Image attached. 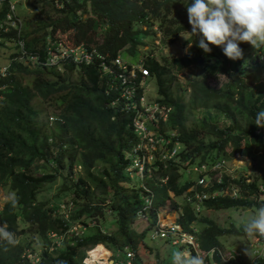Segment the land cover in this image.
<instances>
[{
  "label": "trees",
  "instance_id": "obj_1",
  "mask_svg": "<svg viewBox=\"0 0 264 264\" xmlns=\"http://www.w3.org/2000/svg\"><path fill=\"white\" fill-rule=\"evenodd\" d=\"M26 1L16 2V6L26 5L25 9L18 6L16 14L23 15L21 33L28 50L37 58H31L29 64L12 60L11 54L10 72L1 80L6 86L0 99V185L11 190L12 197L0 209V225L4 224L14 235L35 232L43 247L38 260L32 262L24 254L23 242L11 246L0 241V264H84L86 248L98 242L112 250L126 245L137 250L149 225L141 231L133 226L146 191L132 182L126 169L140 138L132 123L135 109L124 107L127 98L121 96L119 79L102 73L96 62L76 63L64 58L58 61L64 70L56 69V64L43 63L49 49L47 37L60 39L54 34L57 28L70 29L73 44L82 43L88 49L96 46L108 57L125 50L140 62L139 46L155 31L154 26L162 30L164 37L172 38L191 29L185 5L191 0H49L55 15L48 13L38 28H31V22L37 19L24 23ZM7 10L5 0L0 7L1 20ZM11 28L0 29V44L14 38L15 30ZM197 43L189 52L177 55L162 54L156 58L152 52L141 54L149 75L139 74L138 79L146 83L153 77L155 100L170 106L158 127L161 131L175 129L182 146L178 161L157 160L146 176L156 206H163L168 198L177 205L170 190L185 197V189L193 182L184 174L182 164L186 159L206 164L236 157L256 159L259 166L264 162V129L254 123L256 113L264 109V63L260 60L255 83L250 84L252 65L244 64L245 56L231 60L215 45H210L212 51L206 54ZM249 45L240 44L244 55ZM260 54L262 51L255 54L253 61L259 60ZM189 65L194 69L179 78L182 69ZM221 75L224 78L220 80ZM136 89L141 92L138 85ZM138 97L134 94L131 102H139ZM221 119L224 123L219 122ZM259 168L261 175H255L248 183L242 176L237 179L224 173L222 183H215L213 188L237 182L246 195L208 197L205 205L213 209L259 206L261 200L254 196L258 194L257 180H264V166ZM53 182L59 184L52 196L55 202L50 203L51 198L39 200L37 192ZM60 198L70 205L69 218L56 211ZM107 214L113 215L115 223L109 230L95 221L100 218L98 215L105 218ZM150 216L155 218L154 209ZM88 219L95 221L88 225V232L65 236L60 247L52 243L55 246L50 248V231L65 234L70 222L87 224ZM178 221L185 229L197 227L199 246L204 249L221 243L222 234H243L234 223L221 225L204 212L195 211L186 201ZM155 264L171 262L162 260ZM253 264L264 263L256 260Z\"/></svg>",
  "mask_w": 264,
  "mask_h": 264
},
{
  "label": "built area",
  "instance_id": "obj_2",
  "mask_svg": "<svg viewBox=\"0 0 264 264\" xmlns=\"http://www.w3.org/2000/svg\"><path fill=\"white\" fill-rule=\"evenodd\" d=\"M3 1L5 0H0V6L2 5ZM7 1L9 10L6 11V17H4V19L11 25H17L20 21L19 16L16 15V2L18 0ZM48 41L49 49L46 54V60H44L43 63L57 64L58 61L64 58H70L74 62H91L95 61L96 55H98L97 60L99 63L102 66L107 67L105 57L101 53L97 52L94 47L88 49L82 43L77 45H67L66 43L60 42V39L54 40L51 38L48 39ZM51 53L56 54L54 58H51ZM32 57L37 58V54H33ZM143 71L145 72L146 70L144 69ZM8 73V65L0 66V79L5 77ZM129 81L130 79H127L126 77L122 78V84H124V86H122L121 95L127 98V100L124 102L125 107L135 109L133 122L135 129L140 135L139 141L133 148V162L130 164V166L134 170H138V167L141 168V171L144 172V177L149 174L148 172L152 169V165L154 167L157 160L166 162L167 160L172 159L173 161H178V153L182 146L179 140L176 138L177 131L175 129L161 131L158 127L160 118L165 119L167 117L170 106L159 103L155 99L149 100L143 94L139 95V102L137 99H134V101L131 102L130 99L136 93L134 92V87L129 85ZM3 87L4 85L0 87V97L2 95L1 89H3ZM227 161V159H223L206 164L205 161L191 163L189 159H186L183 162V170L186 172L187 177L193 180L191 185L188 186L186 188L187 190L184 192V200L189 202L195 211L201 212L204 208L207 209V207H205V199L208 197L213 198L219 194L233 197H242L246 195L243 193L241 185L237 182H229L225 184V186L213 188L215 183H222L223 174L225 172H232L233 170L231 168L236 167L235 159L232 162V165L227 164ZM143 177L140 179L142 180ZM165 178L166 177H163V179ZM250 181L246 182L248 183ZM139 186H142L146 192L144 194V203L138 210V214L141 217L147 218L146 210L148 209H154L155 213L157 211L158 214L159 211L157 208L159 206L154 204V192L151 187H149L146 182L145 184L140 183ZM256 189L258 194H255L254 198L258 200L264 199V180L262 178L257 180ZM146 197H148V200ZM150 231L152 236L163 237L168 239L171 243L191 245L194 252H199L206 257L207 264H223L221 259L222 256L233 257L228 259L225 264L254 263L251 259L244 255L243 249L246 247V245L241 244V242L234 243L233 241L228 242L227 244H214L207 249H204L199 246L195 232L185 229L182 224L177 221L164 223L159 221V218L156 215V221L151 226ZM49 236L52 237V243L60 245V241L64 234L50 232ZM254 244L257 252L264 251V241L254 238ZM54 246L55 245L52 244V247ZM27 255L30 256V253H27ZM36 259L37 257L35 259L31 258V261H35ZM257 260H260L264 263V260H261L259 257ZM84 261L85 264H139L136 261L134 250L130 248L124 252L119 250L109 251L106 257H98L95 259H92L91 256L87 255L84 257Z\"/></svg>",
  "mask_w": 264,
  "mask_h": 264
},
{
  "label": "clouds",
  "instance_id": "obj_3",
  "mask_svg": "<svg viewBox=\"0 0 264 264\" xmlns=\"http://www.w3.org/2000/svg\"><path fill=\"white\" fill-rule=\"evenodd\" d=\"M57 3H59L58 0H57ZM185 5L187 8L188 22L191 25V31H187L188 35H185L184 33H180V35L182 38H184L185 40L189 42L187 45V48L185 49L186 52H189L193 43H197V40H198L197 46L203 49V51L206 54L211 53L212 51V47L210 45H215L217 47H221L224 55L227 58L234 60V61L243 59L244 57V51L240 47V44L242 42L250 43V45L256 50L257 53L261 52V50L264 49V0H191L190 3L185 4ZM17 8L18 7L16 6V9ZM21 24H22L21 18L17 25H11L8 22H6L5 19H2V20L0 19V29L9 30V28L11 27H12L11 29L13 30L18 29L15 31L14 36H13L14 38L12 39L16 47L15 52L11 56L12 60L13 59L23 60L20 57V55H23V53L25 52H29L31 53V56H26L28 58V62L26 63L30 64V59L33 58L32 55L35 53L32 52L31 50H28L26 43H24V37H21L20 35L22 31ZM19 27H20V31H19ZM191 36L196 37L195 42H192V40L190 39ZM92 47H94L97 52L101 53L105 57V60L107 62L106 64L107 67H104L99 63V61L97 60L98 55H96V59L94 62H96V64L101 68L102 73L112 74L113 76L117 77V79H119V86L121 88V93H122V86H124V84H122V78L126 77L127 79H130L129 85L134 87V92L139 95L143 94L147 98L146 95L148 94H147V89H146V83H144L143 80L138 79L139 74L145 75V76L149 75L148 68L144 66L141 55H140L141 58H139L140 59V62H139V60H134V57H132V55L129 52H127L128 57H130L131 59L135 61V63H133L130 60L124 58L120 51L116 53L115 55L108 57L104 52L99 50L96 46H92ZM20 50H22L21 53H20ZM9 62H10V59L7 65H9ZM85 63L90 64L92 63V61L85 62ZM49 65H53V64H49ZM60 66L62 68L63 63H57L56 69H58V67ZM144 69L146 70L145 72L143 71ZM3 78L4 77L0 79V83ZM5 83L7 84L6 81ZM1 84L4 85V87L3 89H1L2 95L0 99L3 98L4 96V90H5L4 88L6 86L4 82H2ZM137 85L141 89L140 93H138L136 89ZM150 99H155V96L154 97L150 96ZM125 108L130 109L127 107ZM134 115H135V111L133 112V120H134ZM132 123L134 125L133 121ZM254 123L258 127L264 128V109L256 113V116L254 118ZM134 129H135V125H134ZM130 156H131V162H130L131 164L133 162V155L130 154ZM231 159H237V158H231ZM130 164L128 166H130ZM225 173H228L229 175H231L232 178H237V179L243 178V177L241 178L240 175H234L232 172H225ZM136 185H139V184H136ZM11 203L13 206H15V203H16L15 199L11 200ZM143 203L144 202H142V205ZM205 207L211 208L206 205ZM69 209H70V205H68L65 201H63L58 204L56 211L62 214L65 218H69V215H70ZM204 209L202 211L204 213L210 210L209 209L205 211ZM150 210L151 209L146 210L147 218L141 217L137 211V216L135 219V221L136 220L139 221V219H142L143 222H144V219H147L149 223L145 227L149 225L148 227L149 230L151 226L153 225V223L156 221V216L153 220L151 219ZM151 221L153 222L150 224ZM76 223L80 224L76 226V229H80L79 231L73 230V227L76 225ZM88 225L90 224L89 223L82 224L79 221L70 222L69 226L67 227L68 231L64 234L63 237L65 236L67 237L69 235H82L85 233V231L82 228L83 227L88 228ZM145 227H143V229ZM193 227L194 228L192 229V231H194L196 234L197 227L196 226H193ZM237 228L242 231L244 237L246 238V241H241V243L246 245V247H244L243 249L244 255H246L253 262H255L258 257L261 260H264V251L257 252L255 248V244H254V238H258L261 241H264V199H262L259 202V207L256 211V214L251 219L243 223L242 225H237ZM50 232H56V231H50ZM49 233H48V236H49ZM150 236L156 237V236H152L151 234ZM49 237L51 239L50 248H53L52 247V237L51 236ZM196 238H197V235H196ZM0 241L5 242L7 245H11V246H15L17 243L14 233L7 230L6 226H0ZM98 243H102V242H98ZM227 243L228 242L225 243L224 241H221V243L219 244H227ZM61 245H62V242L60 241V245L58 246L60 247ZM181 245H187V244H181ZM104 246L108 248V251H118L119 250L121 252H124L129 248L133 249L127 245L124 246V248L122 249L118 248L117 250H112L111 248L107 247L105 244ZM188 246L190 248V254L185 253L183 251L173 252L171 264H207L205 256H203L199 252H194L193 247L191 245H188ZM133 250L135 252V257L137 261V258H139L138 251L135 249ZM24 254L27 255V252L24 251ZM28 257L31 261L32 257L30 256ZM38 258H39V255L37 256V259L35 261H37ZM231 258L233 257L232 256H228V257L222 256L221 257L223 264H225V262ZM35 261H32V262H35ZM144 264H149V263L144 262Z\"/></svg>",
  "mask_w": 264,
  "mask_h": 264
},
{
  "label": "rangeland",
  "instance_id": "obj_4",
  "mask_svg": "<svg viewBox=\"0 0 264 264\" xmlns=\"http://www.w3.org/2000/svg\"><path fill=\"white\" fill-rule=\"evenodd\" d=\"M26 2L28 5V8H27V11L23 10V11H26V14L24 15V18H25L24 23H25V21H27L29 19H37V21H36L37 24H36V22H34V23H33V21L31 22V24H32L31 28L35 27V25H36V28H38L41 20L43 18H46L48 16V13L51 16L55 15L52 11V5H51L52 2L51 1L49 2V0H27ZM55 2H57V0H55ZM30 4H33L34 6L33 5L30 6ZM18 6H20L22 9L26 8V5L17 4V7ZM16 12L19 13V10L16 9ZM19 16L22 20L23 15H19ZM156 27L157 26H154L153 29H155V31H152L151 33H149L144 38L143 44H141L139 46V54L140 55L144 54V53L152 52L153 56H155L156 58H160V56L162 54L177 55L179 53L185 52V49L187 48V45L189 42H185V39L181 37L180 33H184L185 35H188L187 31H191V29L181 31L174 38H172V37H164L162 30H160L159 28H156ZM49 28L51 29L52 27L50 26ZM16 30H18V29H15V31ZM12 31H14V30H12ZM19 31H20V27H19ZM54 34H56L57 37L60 38V42L66 43L67 45L73 44V38L71 35L72 32L70 29L67 31H62L61 29L57 28V31H55ZM20 35H21V37H23L22 33ZM194 38H196V37L195 36L190 37L191 40H194ZM48 39H51V38L47 37V40ZM22 42H23V40H22ZM25 42H26V40L24 39V43ZM73 45H77V44H73ZM15 48L16 47H15L14 41L12 39H5L3 41V43L0 44V66L7 65L9 58H10V55L15 52ZM246 51L247 52L244 55L246 62L244 64H246V65L251 64L252 65V71L249 70V72H250L249 78H251V80H252V82L250 81V84H251L253 82L255 83V78H256V75L258 72L257 69L259 68L260 60H262V64L264 63V49L261 50L262 51V54H260L261 58H259V60L256 58L255 61H253V59H254L253 57L257 53L256 50L251 45H249V48ZM121 54L124 58L135 63V61L133 59L128 57V54L125 50H122ZM55 55H56L55 53H51V58H54ZM20 57L25 62H28V58L26 56L20 55ZM58 69L64 70L63 67L61 68V66L58 67ZM191 69H194L193 65H189V66H186L185 68H183L182 72L179 73V76H180L179 78L182 79L186 75H189V72H191ZM74 71H76V70H74ZM262 73H264V70L261 71V74ZM75 75H76V73L74 72L72 76L75 77ZM219 77H220V80L224 78L223 75H221ZM263 77H264V75L262 76V79L264 80ZM1 86H2V84H0V87ZM146 89H147L148 96L154 97L157 94L156 82H155V79L153 77L147 79ZM219 122L224 123V121L222 119L219 120ZM236 158H237V159H235L236 167L231 168L233 170L232 173L234 175H240L243 178H245L246 181L252 180L255 175H261L262 172H261V169L259 167L263 166L264 162H261V164L259 166V165H257L256 159L253 161L250 158L249 159H241L238 157H236ZM233 161H234V159H228L227 164L232 165ZM195 163H197V162H195ZM232 167H234V166H232ZM127 170H129V176H130V177L129 176L128 177L132 180L133 183H135V184L144 183L145 184L144 181H146L147 178H146V176L143 177L144 172L141 171V168L138 167V170L137 169L134 170L131 168V166H128ZM191 173H193V172H191ZM184 174L186 175V173H184ZM141 177H143L142 180L140 179ZM59 181L60 180H58V182ZM58 182H53V183L45 186L43 190H39L37 192V198L39 200L45 199V198H48V199L51 198L50 203H54L55 198H53L52 196L57 192V187L59 185ZM129 182L130 181L128 179V183ZM186 190L187 189H185V191ZM169 194L171 195V198L177 202V205L175 206L174 204H172L170 201V198H168V199H166V202L163 206H159L157 208L159 213L157 214V211H156V215L158 216L159 221H162L164 223L174 222V221L179 222L178 221V215L181 211L182 204L184 203L185 200H184L182 194L175 195V193L171 190L169 191ZM108 196H110V194H108ZM11 197H12V191L5 189L3 185H0V209L3 206L4 202L7 201L8 199H10ZM146 198L148 200V197H146ZM260 198H262V197H260ZM108 200H109V198H108ZM62 201H64V200L60 198L59 202H62ZM258 207L259 206L237 208L234 206H230V207H226V208L224 207V208H218V209L207 208L204 210L205 211L209 210V209L210 210L206 211L204 214L216 219L218 221V223L221 225L228 226L231 222L234 223L235 225H242L243 223H245L247 220L251 219L256 214ZM107 210L109 211V208H107ZM98 216H100V218L98 220H95V221L100 222L99 226L102 229L109 230V228L114 227L115 223H114L113 215L107 214L105 218L101 215H98ZM95 221L92 219H88L87 223H89L91 226ZM148 223H149V221L147 219H144V222L142 221V219H139V221L138 220L134 221L133 226L138 231L139 230L141 231L143 229V227H145ZM77 225H80V224L76 223V225L74 226V229H73L74 231L80 230V229H75V227ZM0 226H5V225L1 224ZM21 226H23V224H20V227ZM82 229L85 232H88L90 230L89 226H88V228L83 227ZM81 233H83V232H81ZM150 233H151V231L148 228H146V232L144 234V239L142 241L143 243H140L138 248H137L138 255H139V258H137V262L139 264H143L144 262L149 263V264H155L157 262H161L162 260L163 261L170 260V262H171L172 253L176 252V251H183L185 253L190 254V248L188 245L171 243L170 241H168V240H166L160 236L151 237ZM15 238H16V241L23 242L26 245L25 251L27 253H30V256L32 257V259H35L39 255V252H40L41 248L43 247V242H41V240L38 238V236L35 232H33V231H31V232H17V233H15ZM219 240L224 241L225 243L226 242H233V241H234V243H240L241 241H246V238L244 237L243 234L225 233V234H222L221 236H219ZM241 244H243V243H241ZM100 245H103V244H100ZM94 246H92V247H94ZM92 247L86 248V256L91 255L90 252H91V250L94 249ZM102 247L104 248L105 246L103 245ZM107 250H108V248H107ZM83 262L85 264L84 259H83ZM88 263H90V262H88Z\"/></svg>",
  "mask_w": 264,
  "mask_h": 264
},
{
  "label": "bare ground",
  "instance_id": "obj_5",
  "mask_svg": "<svg viewBox=\"0 0 264 264\" xmlns=\"http://www.w3.org/2000/svg\"><path fill=\"white\" fill-rule=\"evenodd\" d=\"M98 244H103V243H98ZM98 244H96L94 247H92V248H94L93 250H91V258L92 259H95V258H98V257H106L107 255H108V253H109V251L107 250V248L106 247H102L103 245H98ZM108 252H106V251Z\"/></svg>",
  "mask_w": 264,
  "mask_h": 264
}]
</instances>
